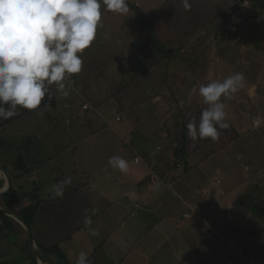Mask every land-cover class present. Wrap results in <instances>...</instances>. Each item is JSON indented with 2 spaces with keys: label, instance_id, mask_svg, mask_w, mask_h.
Here are the masks:
<instances>
[{
  "label": "crops",
  "instance_id": "crops-1",
  "mask_svg": "<svg viewBox=\"0 0 264 264\" xmlns=\"http://www.w3.org/2000/svg\"><path fill=\"white\" fill-rule=\"evenodd\" d=\"M189 3V10L183 7V0H138L132 3L151 21L155 37L166 48L174 50L167 61L158 54H152L146 35L131 9L134 16L132 13L122 16L101 7L102 26L92 45L82 54L83 68L78 74L82 75L80 80L75 76L70 78L74 81L71 90L77 92L79 81L86 87L84 90L87 89L85 95L88 94L97 104L100 117L114 113L115 122L121 124L116 128V135L126 133L128 136L127 139L122 135L118 139H107L106 144L113 145L110 146L114 150L112 153L125 159L129 168L127 172L113 169L98 174L99 168L96 167L91 180L94 189L83 188L89 184L68 187L63 189L62 197L50 198L42 188L41 172L45 168L51 171L55 162L46 155L47 148L42 146L41 141L36 150H32L30 140L23 142L32 158L38 156V165H34L29 174H25L20 167L13 168V165V172H10L13 202L22 207L41 200L30 227L36 250L37 246L56 245L64 253L66 262H69L70 255L74 257L72 264H75L81 251L86 252L88 258L108 257L106 264H147L145 260L148 259H151L149 263L157 264L160 246L164 241H172L169 252L173 260V252L177 253L179 243L183 244L187 239L186 233L179 236L177 223L174 227V220L179 217L180 211L185 209L179 219L185 222L193 220L194 223L204 222L209 214L196 192L204 184H200L199 176L208 175L209 171L214 173L215 168L216 171L221 167L227 168L229 162L233 166L242 162L244 171L250 169L254 175L264 176L260 164L264 154H259L255 163L247 150L237 148L249 128H260L264 121V117L261 119L259 115L263 106L255 101L261 85L264 88L261 82L264 74V31L258 24L259 10L255 8L245 19L235 5L221 13L213 0H189ZM241 6L251 8L252 5L245 6L243 2ZM213 10H217L216 14ZM210 62L212 64L208 66ZM237 72L245 75L247 83L233 99L223 101L229 128L218 129L220 137L215 142L210 138L192 140L186 125L192 119L199 123L201 113L207 107L198 92L200 85L223 80ZM86 76L92 77L88 85ZM107 86L108 90L102 89ZM53 87L55 91L50 92L53 98L49 100L45 97L40 109L55 104L57 97L66 100L67 96L57 91L56 85ZM260 99L264 101L263 97ZM104 100L109 101L106 108L103 107ZM67 102L64 107L70 108ZM88 109L86 104L82 106L83 112ZM26 111L32 110H19L20 113ZM100 117L91 116L85 121L96 126ZM258 117L259 124L255 122ZM147 129L151 132L145 133ZM173 140L175 143H172ZM203 143L208 145L205 153L199 148ZM250 144L253 142L250 141ZM171 151L183 161V168L177 169L181 173L174 170L176 167L170 169L164 166ZM127 152L131 155H125ZM20 153L23 149L20 151L19 148L17 158L21 157ZM217 154H221L220 157H216ZM238 155L241 158H237ZM135 158L140 161L136 163ZM0 162L3 165L1 157ZM52 177L50 173V180ZM105 178H110L111 184L103 187L100 182ZM151 178L156 181V187L151 186ZM1 180L0 190L5 186L0 175ZM42 191V196L38 197L37 193ZM32 194L35 200H32ZM52 206L58 210L53 211ZM121 207H124L123 210H120ZM92 209L96 210L95 214ZM194 209L201 210L202 216H195L192 213ZM187 212L190 218H183ZM41 214L44 216L40 221ZM85 216L91 218L90 225L84 224ZM139 216L143 218V223L148 221L146 235L150 238L136 234L143 227L138 224ZM185 222H182V227L188 224ZM194 223H189L191 226L187 228L194 230ZM93 231L97 234L93 235ZM9 238L0 239V253L3 251L0 259H8L4 262L7 264L17 258H9L8 249L12 246ZM14 239L17 241L14 245L22 252L25 234L17 228ZM150 239L152 242H149ZM228 243L225 242V245L232 249ZM140 244L145 247L139 248ZM105 245L110 248L100 250ZM238 248H241L242 255H235L232 249L236 258L230 256L227 260L233 259V264H246L245 261L253 260L249 255L244 258L245 245ZM120 251L123 256L116 260L114 254ZM24 253L26 258L27 252ZM46 259V264H62L54 256H47ZM91 262L103 264L97 260Z\"/></svg>",
  "mask_w": 264,
  "mask_h": 264
},
{
  "label": "rangeland",
  "instance_id": "rangeland-1",
  "mask_svg": "<svg viewBox=\"0 0 264 264\" xmlns=\"http://www.w3.org/2000/svg\"><path fill=\"white\" fill-rule=\"evenodd\" d=\"M128 1L132 4L138 0ZM213 4H215L220 11L222 10L221 13L231 5H235L234 7H236V9L241 10L245 19L248 14H252L255 10L254 5H252L251 8H244L241 6L242 3H235L229 0H213ZM216 12L217 10H213L214 14H216ZM129 13L132 12L129 11ZM133 13L132 15L134 16ZM259 18L258 24L260 25V30L262 31L263 28L264 31V13L259 14ZM254 19L256 20V18ZM211 64V62L210 64L208 63V66ZM80 76L82 75H76L75 78L80 80ZM86 77V84L88 85L91 82L89 78L92 79V77ZM98 78L99 77H96V79ZM261 80V82L264 83V74L261 76ZM80 84L81 83L78 81L76 93H73L70 89V95L65 98L66 100L57 97L55 99V104L47 105L46 109L39 108L31 112L26 111L20 113L21 111L19 112V110H21V108H18L16 116L8 120L0 119V157L3 161V165L6 166L7 172L9 171V175L10 172H13V169L11 170L13 165L15 169L20 167V170H24L23 172H25V174H29V170H33L34 168L32 169V167L38 165L36 162L38 156L32 158L33 155L27 152V147L23 142L30 140L33 146L32 150H36L40 141L42 146L47 148L45 153L47 156L53 158L55 164L51 167V171L45 168L41 174L42 181H44L42 188L50 198L51 196H55L51 191L52 185L64 180L66 177L72 178L71 183L64 187L66 189L68 187H77L87 184L89 185L83 187L84 189H94L91 180L93 179L92 173L96 167L99 168L97 171L98 174L106 171L111 172L113 170L109 166L108 161L109 158L115 156V154L112 153L114 151L113 148H110V146L113 145L110 143L108 145L106 144L108 141L107 139H112L113 137H117L118 139L121 135L122 137L125 136L127 139L126 136H128L126 133H120L118 136L116 135V128L120 127L121 124L115 122L114 113L107 114L105 117H100L96 110L97 104L92 101L88 94L85 95L84 91H87V89L84 90L86 87ZM53 85L49 86L50 92L55 91ZM102 89L108 90L109 88L107 86L106 88L102 87ZM80 90L81 92H79ZM101 96L105 97L103 94H101ZM261 97L264 98V88L262 85L257 93L255 101L263 106L260 107L259 112L261 119H263L264 101H261ZM120 99L122 100L123 97L121 96ZM66 101H68L67 103L70 105V108L64 107ZM108 103V100H104L103 105H105L103 107H108ZM84 104L89 108L87 112L82 111V106ZM111 111L112 109L108 112ZM91 116L100 117L98 118V124L96 126L86 123L85 120ZM145 131V133H148L151 132V129ZM139 132L142 133V131ZM243 139L242 144L238 145L237 148H240L242 151L247 150L253 158V162L256 163L259 154H264V121L261 123L260 128H249L248 134L243 135ZM174 140H176L175 137ZM174 140L172 143H175ZM250 141L253 142L252 145ZM206 146L208 145L203 143L199 147L202 153L207 152ZM19 148L20 151L23 149V153H20L21 157L17 158L16 155L18 154ZM233 150L235 151L234 147ZM125 155H131V153L127 152ZM169 155L167 159L174 157L175 160L170 162L166 159L164 166L170 169L176 167L174 170L181 173L177 170L179 168L176 164L180 163V168H183V161L174 155V151H171ZM220 155L221 154H217L216 157H220ZM239 155L237 158H241ZM178 157H180L179 153ZM261 158V160H263L260 162V164L262 163L261 170L262 168L264 170V157ZM241 163L237 166H233L231 165L232 163L229 162L227 168L221 167L219 171H216L215 168L214 173L209 171L208 175L199 176L200 184H204L203 187H198L196 192L200 197L199 200L202 202L204 201L203 206L205 210L209 212L208 217L203 220L204 222L194 223L193 220L185 222L179 219L181 212L185 210L182 209L179 213V217L174 220V227L177 223L179 226V236H181L182 233H186L187 239L183 244L179 243V251H177L178 257H176L177 253L173 252V260L169 252V250H171L169 246L172 245V241L169 243L164 241L160 246V252L157 256L159 261H157V264H225L230 256L236 258L232 249L244 245L246 248L244 258L247 259V255H249L255 264H264V176L254 175L253 171L250 169L247 172L244 171V165ZM50 173L53 176L51 180ZM47 175L49 179H47ZM26 177H28V175H26ZM109 179L110 178L103 179L100 182L102 183L101 185L104 187L105 185L111 184ZM218 180L221 183L216 184ZM42 194L43 191L37 193V196L40 197ZM123 208L124 207H121L120 210H123ZM52 210H58V208L52 206ZM43 216L42 214L39 216L40 221L43 219ZM142 219L141 216L138 217V224L143 226L142 229H145L137 231L136 234L140 237L145 236V238H150L146 235L148 232V229H146L148 221L143 223ZM182 222L188 224L182 227ZM189 223H194V225H196L194 230L187 228L188 225L189 227L191 226ZM181 227L184 230L183 232ZM244 231L246 232L243 233ZM229 240L235 242V246L232 247V249L225 245V242L228 243ZM9 241L12 244L8 249L10 252L9 258H13V256L17 257L14 261L16 263L18 262L17 264L29 263L28 258L24 256L25 253L21 252L17 245H14V241H16L14 236L10 237ZM149 242H152V240L150 239ZM10 243L7 245H10ZM142 246L143 245L140 244L139 248L145 247ZM106 248L110 247L105 245L102 246L100 250ZM176 248L177 247H175V250ZM2 252L0 253V257L3 254ZM20 256L22 258H20ZM120 256H123L122 251L114 254L116 260ZM73 259L74 257L70 255L69 262L67 261L65 263L72 264L71 260ZM88 259L90 262L92 260H97L98 262H103V264H106L109 260L108 257L104 259ZM176 259H178V262ZM6 260L8 259H0V264H4ZM150 260L151 259L145 260V263L152 264V262L149 263ZM14 262L10 264H16Z\"/></svg>",
  "mask_w": 264,
  "mask_h": 264
},
{
  "label": "clouds",
  "instance_id": "clouds-1",
  "mask_svg": "<svg viewBox=\"0 0 264 264\" xmlns=\"http://www.w3.org/2000/svg\"><path fill=\"white\" fill-rule=\"evenodd\" d=\"M102 6L122 16L130 11L127 0H0V119L16 116L18 108L39 109L45 97L53 98L49 91L53 84L61 94L69 95L74 84L70 78L81 73L82 54L102 26ZM183 7L191 8L189 0H183ZM246 83L245 75L237 72L201 84L198 92L207 107L199 123L195 119L187 123L189 137L218 141V129L230 126L223 101L233 99ZM255 122L259 124L260 118ZM108 164L120 172L129 168L119 156L110 157ZM71 181L66 177L54 183V195L62 197ZM91 223L85 216L84 224ZM75 264H91L87 253L79 252Z\"/></svg>",
  "mask_w": 264,
  "mask_h": 264
},
{
  "label": "trees",
  "instance_id": "trees-1",
  "mask_svg": "<svg viewBox=\"0 0 264 264\" xmlns=\"http://www.w3.org/2000/svg\"><path fill=\"white\" fill-rule=\"evenodd\" d=\"M229 1L235 2V3H242V4L243 2L248 1L249 3H251V5H254L255 8L259 10L260 14L264 13V0H229ZM127 3H128L129 8L134 11L137 17V22L140 28L142 29V31L146 35L149 48L152 54L153 55L158 54L159 56L163 58L164 61H167L174 54V50L166 48L161 43V41L155 37L151 21L145 18L143 11L136 5L131 4L128 0H127ZM0 165H1V162H0ZM1 167L6 170V167L4 165H1ZM2 184H3V181L1 180L0 187ZM13 198H14V194L12 192V187H11L10 192L7 195L0 198V207L15 214L26 225L31 227L32 224L34 223L35 214L37 212L38 205L41 203V200L40 201L36 200L34 203L28 206L17 207L13 202ZM31 198L32 200H35V195L32 194ZM17 228L20 229L25 234L24 245H22L21 249H22V252H27V258L29 260V263L27 264H35L33 261L31 252H30L28 237L26 235L25 230L14 219L0 212V239H7L9 237L15 236ZM249 234H252V233H249ZM15 242L17 241H14V243ZM36 252H37L38 259L44 264L48 263L46 259L47 256H54L60 259V263L66 264L64 253L56 245L51 246V247L37 246ZM4 264H7V263H4Z\"/></svg>",
  "mask_w": 264,
  "mask_h": 264
},
{
  "label": "water",
  "instance_id": "water-1",
  "mask_svg": "<svg viewBox=\"0 0 264 264\" xmlns=\"http://www.w3.org/2000/svg\"><path fill=\"white\" fill-rule=\"evenodd\" d=\"M0 175L4 178L5 186L0 190V198L7 195L12 187V180L9 175V173L3 169L0 165ZM0 212L4 213L6 216L11 217L14 219L16 222H18L21 227L25 230L26 235L28 237V242H29V248L30 252L33 258V261L35 264H42L41 261L38 259L37 252H36V247H35V242L34 239L31 235V229L28 225H26L18 216L15 214L3 209L0 207Z\"/></svg>",
  "mask_w": 264,
  "mask_h": 264
},
{
  "label": "built area",
  "instance_id": "built-area-1",
  "mask_svg": "<svg viewBox=\"0 0 264 264\" xmlns=\"http://www.w3.org/2000/svg\"><path fill=\"white\" fill-rule=\"evenodd\" d=\"M244 4H245V6H249V2H248V1H245ZM158 149L160 150V148H158ZM174 160H175L174 157H171V158L167 159V161H170V162H172V161H174ZM139 161H140L139 158H135V162H136V163H138ZM165 162H166V161H165ZM176 166H177L178 168H180V167H181V164H180V163H177ZM217 183H219V181H217ZM150 184H151L152 187H156V186H157V183H156V181L154 180V178H151V180H150ZM192 213H193L195 216H197V217H201V216H202V212H201V210H198V209H194V210L192 211ZM183 218H186V219L190 218V214H188V213L184 214V215H183ZM228 244H229V246H231V247H234V246H235V242H234V241H229ZM234 251H235V255H239V256H240L241 253H242V251H241L240 248H234ZM245 262H246V264H255V262H254L253 260H248V261H245ZM226 264H233V259H229V260H227V261H226Z\"/></svg>",
  "mask_w": 264,
  "mask_h": 264
}]
</instances>
